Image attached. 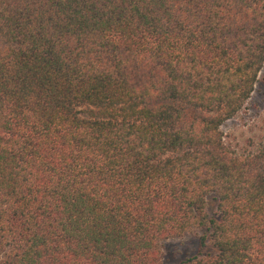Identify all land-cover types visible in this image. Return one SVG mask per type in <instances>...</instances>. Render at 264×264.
Returning <instances> with one entry per match:
<instances>
[{"label": "trees", "instance_id": "16d2710c", "mask_svg": "<svg viewBox=\"0 0 264 264\" xmlns=\"http://www.w3.org/2000/svg\"><path fill=\"white\" fill-rule=\"evenodd\" d=\"M263 69L264 0H0V264H264Z\"/></svg>", "mask_w": 264, "mask_h": 264}, {"label": "rangeland", "instance_id": "374dc122", "mask_svg": "<svg viewBox=\"0 0 264 264\" xmlns=\"http://www.w3.org/2000/svg\"><path fill=\"white\" fill-rule=\"evenodd\" d=\"M262 110H264V69L259 75V81L250 100L245 104L242 112L237 118L229 120L221 126L222 132L227 134L234 128L248 126ZM185 248L186 244L181 245V241L178 239L168 241L165 246V255L162 264H172L174 260L173 257L175 255L177 257L180 256L177 250L184 252Z\"/></svg>", "mask_w": 264, "mask_h": 264}]
</instances>
